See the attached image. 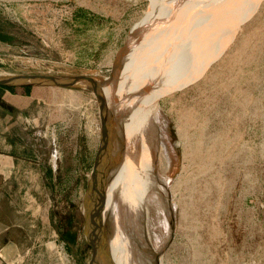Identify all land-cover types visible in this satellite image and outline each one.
Segmentation results:
<instances>
[{"label": "rangeland", "instance_id": "1", "mask_svg": "<svg viewBox=\"0 0 264 264\" xmlns=\"http://www.w3.org/2000/svg\"><path fill=\"white\" fill-rule=\"evenodd\" d=\"M3 73L120 78L131 96L153 87L148 103L163 116L169 148L154 135L159 188L116 215L121 179L108 182L131 157L125 109L105 96L104 111L82 86L0 89L24 111L13 152L30 161L25 177L3 184L0 264H93L88 214L96 225L100 217V255L125 242L115 264H264V0H0Z\"/></svg>", "mask_w": 264, "mask_h": 264}, {"label": "bare ground", "instance_id": "2", "mask_svg": "<svg viewBox=\"0 0 264 264\" xmlns=\"http://www.w3.org/2000/svg\"><path fill=\"white\" fill-rule=\"evenodd\" d=\"M186 22V21H185ZM183 66H185L186 67V65H183ZM193 67H195L194 66V64L193 65H188V67H187V69H186V71L184 70V68L182 69V71H184L183 73H190V71H191V69L193 68ZM120 74V73H119ZM121 76H120V78H123L124 77V73L123 72H121ZM127 74H129L128 73V71H127ZM127 74H125V75H127ZM179 75V74H178ZM177 75V76H178ZM149 76V75H148ZM154 75H152V77H153ZM17 77L18 76H9V75H6V74H0V79H17ZM179 77V76H178ZM119 78V79H120ZM154 78V77H153ZM158 79H159V77H157ZM157 78H156V80H157ZM119 79H118V82H120L119 81ZM120 80H122V79H120ZM150 80V79H149ZM105 83H104V85H103V90L101 91V90H94L95 91V94L97 95V96H100V98H101V101H102V104H103V110L104 111H108V109H110V105H111V103H110V101H108L106 98L107 97H110V98H112L113 99V101L112 102H116L119 106H120V108H119V110L121 111L122 110V108H124L125 109V111H124V113L123 114H121V116H120V119L123 121V131L121 132V134L124 136L123 137V139L125 140V142L127 143L126 144V147H125V151L128 153V156L129 155H131V157H132V155H133V152L135 151V155L137 156V154L138 153H143L144 151V147H145V140H147V136L148 137H152V136H154V135H156L157 136V138L159 139V141L162 143V141L164 142V144H165V146L167 147V148H169V145L167 144V140L165 139V137H164V124H163V122H162V120H161V116L157 113V110L156 109H153V108H151L152 106L148 103V101H150V99H148V97H147V94L151 91V89H154L153 87L152 88H147V86L146 85H144V86H146V87H143L142 86V88H139V89H137V87H134L135 89H137V93L135 94V95H130L129 94V92L127 93V91H128V88H129V86L128 87H126L125 86V84H124V88H123V91H121L120 89H119V87H120V83H118L117 81V83L113 80L112 82H110V81H107V80H103ZM125 80H123V81H121L122 83L124 82ZM177 81H178V79H177ZM125 83H128V82H125ZM170 84V83H169ZM132 90V89H131ZM121 92H123V95L124 94H126L127 93V96H128V98L127 97H121V99H120V93ZM147 92V93H146ZM151 93H152V91H151ZM119 94V97L117 96ZM130 95V97H129V95ZM138 95H142L143 96V98L141 99L140 97H138ZM149 95H151V94H149ZM105 96H107V97H105ZM135 96V97H134ZM146 96V97H145ZM136 98V99H135ZM103 99V100H102ZM132 99H135V102H131V100ZM128 100L130 101L129 102V104L131 103V107H132V109L134 110V109H136L135 110V112H137V113H132V110H131V107H129V105H128ZM138 102H137V101ZM120 102V103H119ZM144 103H148V106L147 107H149V113H144V116H145V118H141V112L139 111L141 108H140V105H142V104H144ZM107 107H108V109H107ZM146 107V108H147ZM109 113H110V110H109ZM112 113V112H111ZM110 113V115H111V117H109V115L107 116V114H106V120H105V122L106 121H108V122H106V124L108 123V127H109V130H108V127H107V130H108V132H109V134H110V120H112V115L113 114H111ZM133 114L134 115H136L137 114V118L139 117V119L137 120L138 122H137V124H136V126H135V128H134V120H133ZM105 115V114H104ZM141 115V116H140ZM143 116V117H144ZM105 117V116H104ZM107 117H109V118H107ZM118 117V116H117ZM137 118H135V119H137ZM113 119H114V116H113ZM118 119H119V117H118ZM144 119H146V121L144 120ZM115 120V119H114ZM143 120V122H140V121H142ZM118 121V120H117ZM117 127V126H116ZM135 130V131H134ZM115 131V130H114ZM138 131V132H137ZM113 134H115V132L113 133ZM150 135V136H149ZM146 136V137H145ZM137 138V139H136ZM139 138V139H138ZM151 139V138H150ZM141 140H143L142 142H141ZM140 141V142H139ZM147 143H148V141H146ZM150 142V141H149ZM146 143V144H147ZM151 143V142H150ZM161 146V145H160ZM147 147V146H146ZM148 148V147H147ZM146 149V148H145ZM148 149H150V148H148ZM160 150V149H159ZM145 151H147V150H145ZM162 151V155H164L165 157H163V158H161V160H162V162H161V165H160V167H161V172L162 173H166L167 172V170L169 169V166H170V163H169V158H168V155H167V153L169 152V149H166V152H164L163 150H161ZM125 152V153H126ZM157 153V152H156ZM144 154V153H143ZM141 155V154H140ZM134 157V156H133ZM132 157V158H133ZM136 158V157H135ZM142 158V157H141ZM126 159V160H125ZM131 159V158H130ZM130 159H127L126 157H125V154L123 155V158H122V161H121V163H120V165L117 167V169H116V171L113 173V176L111 177V179H110V181L108 182V184L113 180V178H114V176H115V174H116V172H118V170H119V168H120V166L123 164V163H126L127 165H128V167L131 165V161H129ZM140 159V158H139ZM133 160V159H132ZM135 160V159H134ZM153 160V159H152ZM131 162V163H130ZM137 162V161H136ZM144 163V162H143ZM139 164V163H138ZM134 165H135V163H134ZM134 165L132 166V168L134 167ZM124 168V167H123ZM125 168H126V166H125ZM131 168V167H130ZM134 169V168H133ZM126 170H128V169H126ZM137 171V170H136ZM148 171V170H147ZM126 172V171H125ZM161 173V174H162ZM124 174V173H123ZM123 174H122V176H123ZM149 174V173H148ZM151 174V173H150ZM120 175H121V173H120ZM119 175V176H120ZM125 175V174H124ZM144 175V174H143ZM117 176H118V173H117ZM121 176V178L123 179V177ZM126 176V175H125ZM124 176V177H125ZM148 176V175H147ZM148 180H149V178H148ZM117 181H118V179H117ZM159 181V180H158ZM120 182V181H119ZM140 182V181H139ZM112 185H114L113 183H111ZM111 185V186H112ZM113 187V186H112ZM134 188V187H133ZM113 189H114V187H113ZM160 190V189H159ZM127 192V191H126ZM116 193V192H115ZM161 201V200H160ZM96 209H98V203L97 204H95V206H94V210H96ZM92 217H94L93 216V214H88V219H89V223H88V227H89V230H90V233H91V235H92V238H93V240L95 241V243H96V249H95V253H94V261H93V264H111V262H110V259L108 258V254H107V251H106V249H105V255H104V257L102 256V254L100 255V253L101 252H103V250H102V248L100 247V245H99V243H100V240H99V233L97 234V232L95 231V230H97L98 229V225L100 226V217L98 216V215H96L95 216V219H96V217H97V221H98V225H96V223H94V220H92L93 218ZM102 217L104 218V214H103V212H102ZM112 219H113V217H112V215H111V212L109 211V210H107V214H106V217L104 218V220L105 221H107V222H109V225H110V229H112V225H111V223H110V221H112ZM132 224V223H131ZM109 229V230H110ZM170 231V230H169ZM102 239V238H101ZM119 242V241H118ZM105 248V247H104ZM110 251V250H109ZM110 254V253H109ZM110 258H111V256H110Z\"/></svg>", "mask_w": 264, "mask_h": 264}, {"label": "flooded vegetation", "instance_id": "3", "mask_svg": "<svg viewBox=\"0 0 264 264\" xmlns=\"http://www.w3.org/2000/svg\"><path fill=\"white\" fill-rule=\"evenodd\" d=\"M152 108H154V109L157 110V108L155 106H153ZM144 120L146 121V119H144ZM146 138H147V140H145V147H144V150H143L144 151L143 152L144 154L140 152L136 156L135 155V151H134L133 152V155H132V157L133 156L134 157L133 158L130 157L131 159L129 160V161L132 162V163L130 162L131 165L128 167V165L124 163L125 166H126V168L124 167L123 169L126 171V172H124V174L126 176L120 171L118 173V176L116 174L114 176V178H113L115 180L116 179H119V178L121 179L120 180V185H118L119 188L118 189H115L112 192L114 204L116 206V207H114V209L116 210V212L114 210V213L116 215H118L120 213L119 212V209H121V208L123 209V206L126 205V204H128L129 198H131V199L132 198H136L139 202H141L143 200V198L145 197V194H147V191L148 192L150 190L157 191L158 188H159V183H160L159 181H160V179H159V176L157 175V172L155 171L156 172L155 177L152 175V172L155 169V167H154V160L156 162V159H154L153 156H152V147H151L152 146V141H153L152 138L154 140H157V139L154 136H152V137H148L147 136ZM146 141H148V143ZM146 146L148 148H150V149H148ZM145 150H147V151H145ZM158 161H159V159H158ZM134 163H135V165H134ZM133 165H134V167H133L134 169L132 168ZM126 169H128V170H126ZM160 171H161V168H160ZM120 173H121V175H120ZM122 174H123V176H122ZM121 176L123 177V179L121 178ZM148 178H149V180H148ZM139 191H140V194H138ZM112 196L110 197L111 199H112ZM116 202H117V204H116ZM119 204H120V207L121 208L119 207ZM137 211H138L137 208L134 206L132 208V210L130 211L131 214L129 215V220H127V223H129L130 226H133L134 228L136 227V224L135 223H136V220H137V213H138ZM135 233H136V231H135ZM135 233H134V235L132 234L131 238L135 236ZM122 242L118 244V248H117L116 251H115V242L113 243V246H112V243L109 244V247H108V258L110 259L111 264H115V259L116 258L119 259L122 256V254L124 253L125 248H126V244H125V242L124 243H122ZM110 256H111V258H110Z\"/></svg>", "mask_w": 264, "mask_h": 264}, {"label": "crops", "instance_id": "4", "mask_svg": "<svg viewBox=\"0 0 264 264\" xmlns=\"http://www.w3.org/2000/svg\"><path fill=\"white\" fill-rule=\"evenodd\" d=\"M4 97L0 95V197L9 193V190L6 192L3 189L4 181L7 178L25 177L24 175L29 173L27 169H29L30 163L28 157L18 156L13 152V146L17 144V140L14 138L15 134L12 132L14 120L16 121L22 114L24 115V111L15 107L11 102L5 101ZM21 165L26 169L20 170Z\"/></svg>", "mask_w": 264, "mask_h": 264}, {"label": "water", "instance_id": "5", "mask_svg": "<svg viewBox=\"0 0 264 264\" xmlns=\"http://www.w3.org/2000/svg\"><path fill=\"white\" fill-rule=\"evenodd\" d=\"M104 81L85 75H20L17 79H0V89L6 91L13 89H30L34 87H43V86H57V87H74L82 86L93 90H103ZM160 116L163 118L162 114ZM164 123L166 122L163 119ZM174 152V156L175 151ZM176 157V156H175ZM95 178H92L94 182ZM92 191V189H91ZM97 210V209H96ZM95 210V212H96ZM85 237L87 242L90 244L91 248L95 251L96 243L92 238L88 225H86ZM94 256L92 257V262ZM153 264H157L153 260Z\"/></svg>", "mask_w": 264, "mask_h": 264}]
</instances>
